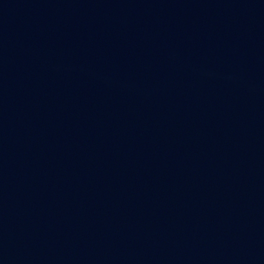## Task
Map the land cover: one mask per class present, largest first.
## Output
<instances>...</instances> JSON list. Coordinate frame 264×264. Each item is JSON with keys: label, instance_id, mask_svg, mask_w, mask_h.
<instances>
[{"label": "water", "instance_id": "water-1", "mask_svg": "<svg viewBox=\"0 0 264 264\" xmlns=\"http://www.w3.org/2000/svg\"><path fill=\"white\" fill-rule=\"evenodd\" d=\"M0 264H264V0H0Z\"/></svg>", "mask_w": 264, "mask_h": 264}]
</instances>
